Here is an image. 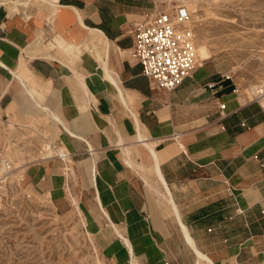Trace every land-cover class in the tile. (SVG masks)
Listing matches in <instances>:
<instances>
[{
    "label": "crops",
    "instance_id": "crops-1",
    "mask_svg": "<svg viewBox=\"0 0 264 264\" xmlns=\"http://www.w3.org/2000/svg\"><path fill=\"white\" fill-rule=\"evenodd\" d=\"M161 10L159 0H0V121L39 125L67 154L24 173L76 203L116 264H205L197 252L264 264V105L206 62L157 88L132 46L134 25Z\"/></svg>",
    "mask_w": 264,
    "mask_h": 264
},
{
    "label": "rangeland",
    "instance_id": "rangeland-1",
    "mask_svg": "<svg viewBox=\"0 0 264 264\" xmlns=\"http://www.w3.org/2000/svg\"><path fill=\"white\" fill-rule=\"evenodd\" d=\"M180 4L190 14L195 60L196 50L205 48L211 56L204 62L250 97L251 88L264 84V0H159L165 11ZM58 49L72 55L73 46ZM46 135L39 125L0 121V167L2 159L18 166L0 170V264H116L94 242L72 201L48 198L35 176L25 175V164L53 155Z\"/></svg>",
    "mask_w": 264,
    "mask_h": 264
},
{
    "label": "built area",
    "instance_id": "built-area-1",
    "mask_svg": "<svg viewBox=\"0 0 264 264\" xmlns=\"http://www.w3.org/2000/svg\"><path fill=\"white\" fill-rule=\"evenodd\" d=\"M189 15L187 7L180 4L134 25L132 53L142 74L159 89H175L196 67L193 35L186 24ZM222 76L230 78L226 73ZM206 86L211 89L214 83Z\"/></svg>",
    "mask_w": 264,
    "mask_h": 264
},
{
    "label": "bare ground",
    "instance_id": "bare-ground-1",
    "mask_svg": "<svg viewBox=\"0 0 264 264\" xmlns=\"http://www.w3.org/2000/svg\"><path fill=\"white\" fill-rule=\"evenodd\" d=\"M97 30H95V32H96ZM90 32V31H89ZM88 32V33H89ZM93 32V31H92ZM92 32H90V33H92ZM100 34H101V32H100ZM85 36V35H84ZM94 42V41H93ZM102 43V42H101ZM106 43V42H105ZM98 46V45H97ZM102 50V49H101ZM104 50H106V49H104ZM196 62L198 63V65H202L203 64V62L205 61V60H207L208 58H210V56H211V54H210V52H208L205 48H203V47H201V48H198L197 50H196ZM104 59V58H103ZM108 67H109V65H108ZM106 72V71H105ZM13 74V73H12ZM108 74V73H107ZM19 76V75H18ZM113 76V75H112ZM115 76V75H114ZM114 80H115V78H114ZM116 82V81H115ZM254 87V86H253ZM117 88V87H116ZM121 88V87H120ZM117 89H119V88H117ZM237 90V92H240V93H243L241 90L239 91L238 89H236ZM251 96H253L255 99H259L262 103H263V105H264V84H262L261 85V87H254V88H251ZM245 94V93H244ZM244 96V95H243ZM251 96H250V98H251ZM34 98V97H33ZM36 103V102H35ZM79 108V107H78ZM43 110H46V108L44 107V108H42ZM84 109V108H83ZM41 111V110H40ZM47 111V110H46ZM43 112V111H42ZM87 113V112H86ZM56 116V115H55ZM81 116V115H80ZM53 118L54 119H56L54 116H53ZM57 120V119H56ZM85 120V119H84ZM55 122V121H54ZM59 122V121H58ZM136 126V125H135ZM64 128V127H63ZM70 133V132H69ZM139 137V136H138ZM144 141V140H143ZM48 142V141H47ZM86 142V141H85ZM59 147V146H58ZM54 152L57 154V155H59V157L61 156V158L62 159H64L65 161H67V162H69L70 160H69V157L67 156V154H65V153H63L61 150H59V149H56V148H54ZM156 158V157H155ZM156 162V161H155ZM12 165H10V161H7L6 159H2V165H1V167H0V170H3V169H5V168H11L12 170H16V169H18V166H12ZM144 167V166H143ZM156 168V167H155ZM158 169V168H157ZM6 170V169H5ZM9 171V170H8ZM11 171V170H10ZM157 171H159V170H157ZM155 172H156V170H155ZM158 173V172H157ZM160 175V174H159ZM158 176V175H157ZM161 176V175H160ZM160 176H158V177H160ZM157 177V178H158ZM93 178V177H92ZM160 180H161V178H160ZM97 202H98V200H97ZM76 204V203H75ZM119 235H120V233H119ZM122 237V236H121ZM122 239V238H121ZM123 241H124V244H126V245H128L129 246V244H128V241H127V239L126 238H123ZM127 246V247H128ZM129 248V247H128ZM197 254L200 256V257H203L204 259H205V261H206V263L205 264H212L211 262H210V260L208 259V258H206L204 255H202L201 253H199V252H197ZM130 263L131 264H139V263H137L136 261H135V259L133 258V257H131L130 258Z\"/></svg>",
    "mask_w": 264,
    "mask_h": 264
}]
</instances>
